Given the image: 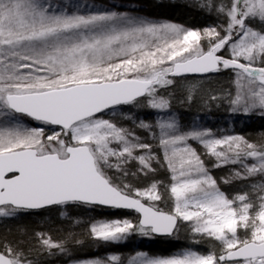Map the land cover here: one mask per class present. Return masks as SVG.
<instances>
[{
	"label": "snow or ice",
	"instance_id": "obj_1",
	"mask_svg": "<svg viewBox=\"0 0 264 264\" xmlns=\"http://www.w3.org/2000/svg\"><path fill=\"white\" fill-rule=\"evenodd\" d=\"M194 6L218 23L193 29L122 5L0 0V219L56 209L65 225L58 241L18 228V239H0V264H264V142L188 128L173 110L194 99L195 84L177 96L181 79L228 72L227 89L208 100L233 123L264 120V0ZM220 167L231 171L218 181ZM161 169L167 183L155 178ZM236 182L242 194L222 189ZM97 208L137 215L78 218ZM182 227L188 246L168 254L85 251L178 239Z\"/></svg>",
	"mask_w": 264,
	"mask_h": 264
},
{
	"label": "rangeland",
	"instance_id": "obj_2",
	"mask_svg": "<svg viewBox=\"0 0 264 264\" xmlns=\"http://www.w3.org/2000/svg\"><path fill=\"white\" fill-rule=\"evenodd\" d=\"M153 3L156 4H164V3H178L186 5L189 8L196 9L194 6L197 3V0H150ZM53 2V1H52ZM81 4H95L96 7L102 8V7H109L111 5H116L117 7L123 6L124 9H131L136 8L139 10V14H143V8L140 3L136 0H79ZM54 3V2H53ZM56 3V2H55ZM201 12V11H200ZM203 13V12H202ZM206 15V14H205ZM214 17V15H213ZM153 18V17H150ZM153 19H160L161 18H153ZM215 19V17H214ZM218 21L215 19L212 24H216ZM222 79L217 78L215 76H209L204 78H188L187 80L181 79L177 85V89L184 93V96L188 94V86L195 84L197 87L192 90V95L194 96V99L191 103H179L174 102V111H177L182 118V123L188 127L191 128V126L196 123L200 125L202 128L205 129H212L214 132H220L221 134H231L234 124H236L239 128V121L235 120L233 117H230L227 114V110L225 107L221 106L218 107V101H209L208 97L213 94H218L222 89H227L228 83L221 81ZM184 98V97H183ZM182 98V99H183ZM220 117L223 118V120L220 121ZM251 117H259V114L253 115ZM250 117V118H251ZM117 118H119V114H117ZM149 120L153 119V116L147 117ZM199 147L198 145H194ZM203 151V149H200ZM205 159L208 161V157H205ZM214 160V159H213ZM210 162H212L210 160ZM131 166V170H135L136 166L135 164ZM209 168L210 165L207 164ZM164 170L161 169L159 171V174L155 177L157 180H163L165 183H167L168 176H164L165 174H162ZM231 169L229 167H220L219 172H215L216 178L219 181L222 177H226L229 175ZM165 173V172H164ZM164 177V178H162ZM137 180H134V182L137 183V186L144 187L151 183L152 176L149 175L148 178H145L144 176H139V178H136ZM138 179H141L140 181ZM225 186V185H222ZM223 190L230 194V195H236V194H242V185L239 182L230 184L228 187L223 188ZM161 207L164 208H170L171 204L167 201L160 204ZM97 210V209H96ZM91 211V212H83V210H80L83 212L82 216H79L78 218L82 220H86L89 217H94L98 219H111L114 217H127V216H102L100 215L98 211ZM31 219V216L28 215ZM34 219L37 221L36 225H33L32 230H30V221L27 216L19 217L15 220L10 219H0V230L4 231L5 234H7L8 240H10L9 237L12 238V240L18 239V228H26L31 234V231H50L52 234V237L54 241H58L61 238V232L59 231L62 227H65V225H62L58 219L59 213L56 209H50L43 213L32 215ZM128 218V217H127ZM75 219V217H74ZM76 231H81L80 228H76ZM1 235V233H0ZM190 233L188 230L184 227L179 229V238L175 239L174 241H177V249L184 248L188 246V241L190 239ZM147 239H142L140 237H133L132 240L128 242L127 245L124 246H113L111 248H108L107 246L99 247L97 248L96 245H90L86 246L85 251H89L92 256H104L108 254V252H117V253H123L124 255L132 254L136 250H145L147 244ZM195 250H202L206 251L207 246H200L199 248ZM149 252V251H148ZM150 253H156V252H150ZM55 264H61V261H55Z\"/></svg>",
	"mask_w": 264,
	"mask_h": 264
},
{
	"label": "trees",
	"instance_id": "obj_3",
	"mask_svg": "<svg viewBox=\"0 0 264 264\" xmlns=\"http://www.w3.org/2000/svg\"><path fill=\"white\" fill-rule=\"evenodd\" d=\"M143 4V2H142ZM141 4V6H142ZM146 5V10L143 9L144 15L148 17H159L164 20H169L172 22H177L182 25H185L187 27H191L194 29H202L201 26L202 24L205 23L206 20L208 19H201L199 18L198 13L192 9L189 8L183 4L177 5V6H172V4L168 5H158L156 3H145ZM143 8V6H142ZM210 22V20H208ZM223 73H220V75L223 77ZM211 76L217 77V75L213 74ZM219 78V77H217ZM176 94L180 95L179 90L176 88ZM220 121L223 120L222 117H220ZM239 128L236 124H234V128L231 132V134H244L248 137H250L254 142H264L261 140V137L264 136V120L260 119L259 117H251L249 119L242 118L239 119ZM210 160L212 162H210ZM208 164L210 167H212L213 163L215 161L213 159L208 158ZM134 165V164H133ZM132 165V167H134ZM137 167V165L135 164ZM219 172L220 168H216L213 171V175L216 177L215 172ZM165 172V173H164ZM162 174H165L164 176H168L166 171L164 170ZM160 175V174H159ZM164 178V177H162ZM229 185L222 186V189L225 187H228ZM99 214L102 216H127L128 218H135V215L128 213V212H122V211H105L100 210L97 208ZM103 211V212H102ZM45 212V211H43ZM41 212V213H43ZM32 215H37V214H32ZM0 239L7 238V234H5L4 231L0 230ZM10 240H12L11 237H9ZM148 244V242H147ZM149 252H156V253H163V254H168L171 253L175 250H177V241H174L173 238H167V239H155L152 241L151 245H147L145 248Z\"/></svg>",
	"mask_w": 264,
	"mask_h": 264
},
{
	"label": "bare ground",
	"instance_id": "obj_4",
	"mask_svg": "<svg viewBox=\"0 0 264 264\" xmlns=\"http://www.w3.org/2000/svg\"><path fill=\"white\" fill-rule=\"evenodd\" d=\"M54 3L55 2H57V0H52ZM136 1H138V3H140V4H142V2H143V4H142V6H143V9L144 10H146V5H145V3H153L152 1H150V0H136ZM168 4H170V3H164V4H158V5H168ZM177 5H180V4H178V3H172V6H177ZM186 6V5H185ZM195 10V9H194ZM197 13H198V15H199V18H200V20L201 19H208V20H210V22H208V20H206L205 21V23L204 24H202V26H201V28H204V27H206V26H210V25H213L212 23L214 22V17L213 16H208V15H205L204 13H202V12H200V11H198V10H195ZM144 14V13H143ZM153 18H159V17H153ZM162 19V18H161ZM189 28H191V27H189ZM194 29V28H193ZM225 74H223V77L220 75V74H215V75H217V77H219L220 79H222L221 81H225V82H227V83H229V78H230V73H228V72H224ZM209 77V76H208ZM191 78V77H190ZM196 78V77H195ZM198 78V77H197ZM179 93H180V95L178 94L177 96H179L181 99L184 97V93L183 92H181V91H179ZM246 119H249V118H246ZM134 171V170H133ZM139 178V177H138ZM137 180V179H136ZM139 181L141 180V179H138ZM134 183H136V182H134ZM137 184V183H136ZM98 209H100V210H103V211H105V213L107 212V211H110L109 209H104V208H98ZM45 211H47V210H45ZM102 211V212H103ZM111 211H117V210H111ZM122 212H127V211H122ZM128 213H131V214H133V215H135L136 216V214H134V213H132V212H128ZM31 216V219H29L30 217L29 216H27L28 217V219H29V221H30V230H32V228H33V225H36V223H37V221L34 219V217L32 216V215H30ZM32 227V228H31ZM34 231H31L30 233H33ZM167 238H170V237H167ZM167 238H165V239H167ZM155 239H162V238H160L159 236H156L155 238H153V239H147V241H148V243H149V245H151V243H152V241H154Z\"/></svg>",
	"mask_w": 264,
	"mask_h": 264
},
{
	"label": "water",
	"instance_id": "obj_5",
	"mask_svg": "<svg viewBox=\"0 0 264 264\" xmlns=\"http://www.w3.org/2000/svg\"><path fill=\"white\" fill-rule=\"evenodd\" d=\"M191 78H195V77H191ZM104 209H108V208H104ZM109 210H112V209H109ZM117 211H127V212H132V213L136 214L134 211H129V210H117ZM136 215H137V214H136ZM159 237L162 238V239L167 238V237H165V236H159Z\"/></svg>",
	"mask_w": 264,
	"mask_h": 264
}]
</instances>
